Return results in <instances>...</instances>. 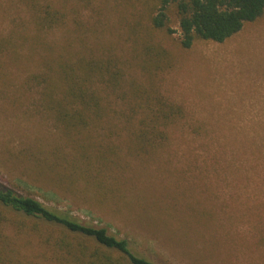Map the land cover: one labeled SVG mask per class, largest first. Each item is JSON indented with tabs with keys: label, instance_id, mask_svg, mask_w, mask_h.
<instances>
[{
	"label": "rangeland",
	"instance_id": "rangeland-1",
	"mask_svg": "<svg viewBox=\"0 0 264 264\" xmlns=\"http://www.w3.org/2000/svg\"><path fill=\"white\" fill-rule=\"evenodd\" d=\"M41 1L63 25L0 0V183L158 264H264V14L185 49L174 8L173 34L153 27L158 0ZM92 64L110 70L86 79ZM63 67L97 97L86 124L54 111L81 107Z\"/></svg>",
	"mask_w": 264,
	"mask_h": 264
},
{
	"label": "trees",
	"instance_id": "trees-1",
	"mask_svg": "<svg viewBox=\"0 0 264 264\" xmlns=\"http://www.w3.org/2000/svg\"><path fill=\"white\" fill-rule=\"evenodd\" d=\"M20 1L30 7L39 30L59 27L65 22L64 12L49 1ZM157 4L156 15L151 20L153 27L173 34L168 13L174 8L181 45L185 49L197 40L223 43L238 34L246 23L254 22L264 14V0H158ZM10 48L9 39H0V52ZM107 66L92 64L81 70L89 79L95 74L101 77L107 74L110 64ZM60 70L67 83L64 98L73 106L80 101L81 107H63L56 102L54 111L59 117H75L80 124H86V115H92L98 109L97 97L85 89L83 79L79 83L71 77V70L65 67ZM110 72L115 78L116 70ZM165 110L158 112L166 117ZM158 120L154 117L150 124L140 121L143 124L139 129L141 141H147V132L157 131ZM26 246L31 247L29 252ZM0 264L158 263L139 254L128 240L112 234L108 228L82 222L65 211L50 209L36 198L19 194L0 183Z\"/></svg>",
	"mask_w": 264,
	"mask_h": 264
}]
</instances>
